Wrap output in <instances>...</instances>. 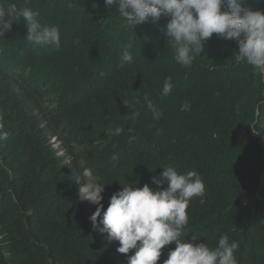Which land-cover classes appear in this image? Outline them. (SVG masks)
<instances>
[{
	"label": "trees",
	"instance_id": "trees-1",
	"mask_svg": "<svg viewBox=\"0 0 264 264\" xmlns=\"http://www.w3.org/2000/svg\"><path fill=\"white\" fill-rule=\"evenodd\" d=\"M12 3L58 27L61 45L33 46L22 20L0 37V264H128L135 249L121 254L93 229L80 172L105 185L106 210L123 186L160 190L152 178L168 165L206 187L181 239L214 249L227 235L238 264H264V73L235 61L238 41L214 34L185 67L166 42V15L130 29L104 0H0ZM245 6L264 11V0ZM126 46L133 60L121 66Z\"/></svg>",
	"mask_w": 264,
	"mask_h": 264
},
{
	"label": "clouds",
	"instance_id": "clouds-1",
	"mask_svg": "<svg viewBox=\"0 0 264 264\" xmlns=\"http://www.w3.org/2000/svg\"><path fill=\"white\" fill-rule=\"evenodd\" d=\"M104 3L109 9L115 6L116 13L130 29L168 16L166 42H171L176 61L185 67L192 65L195 57L204 51V42L215 34L222 39L237 40L235 61L264 73V11L246 7V0H104ZM39 15L26 6L0 4V37L11 31L14 22L22 20L27 27L26 41L33 46L59 49L60 29L42 27ZM120 60L121 66L132 62L129 47L122 49ZM173 87L171 77L167 78L161 94L170 95ZM145 99L154 118L159 119L161 113L152 101ZM189 107L183 104L181 111ZM122 131L116 128L109 134L120 135ZM7 136L0 125V140ZM134 141V136L129 137V143ZM112 158L116 160L117 156ZM162 168V173L152 178L160 190L148 184L142 188L123 186L111 196L106 210L102 204L105 185L98 182L90 168L83 169L79 175L82 179L77 180L82 181L78 196L81 201L97 206L90 217L93 229L106 234L110 243L118 241L117 251L121 254L135 249V254L128 256V264H157L162 250L171 244H175V249L169 251L164 264H238L235 253L240 245L230 242L227 235L219 238L214 249L206 243L194 244L181 239L189 222V203L194 197H200L203 202L206 187L196 171L179 173L172 165ZM165 183L167 188L162 187Z\"/></svg>",
	"mask_w": 264,
	"mask_h": 264
},
{
	"label": "rangeland",
	"instance_id": "rangeland-1",
	"mask_svg": "<svg viewBox=\"0 0 264 264\" xmlns=\"http://www.w3.org/2000/svg\"><path fill=\"white\" fill-rule=\"evenodd\" d=\"M54 142V141H53ZM57 146V145H56Z\"/></svg>",
	"mask_w": 264,
	"mask_h": 264
}]
</instances>
